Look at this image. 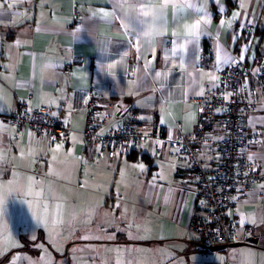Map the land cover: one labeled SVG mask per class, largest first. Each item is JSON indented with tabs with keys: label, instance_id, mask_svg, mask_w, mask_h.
<instances>
[{
	"label": "crops",
	"instance_id": "1",
	"mask_svg": "<svg viewBox=\"0 0 264 264\" xmlns=\"http://www.w3.org/2000/svg\"><path fill=\"white\" fill-rule=\"evenodd\" d=\"M191 2L206 3V10L211 15V23L208 25L207 34L201 36L196 45H188L187 51L178 54L174 62L179 65V55H183L185 67L200 80L203 88L206 85L212 86L213 83L217 86L221 71L233 64L217 65L218 44L236 60H241L242 49L247 45L242 60L247 61L254 68L264 64V0H251L247 13L236 20L231 28L217 26L222 19L231 18L232 13L239 9V0H219V2L191 0ZM221 6L223 12L219 11ZM101 9L111 11V0H44L43 6L41 0H31V3L20 4L14 9L15 12H26L31 19H23L22 16L11 14L0 17V20H3V23H0V97H2L0 122L7 126V130L0 131V147L9 154L8 161L0 165L3 169L0 173V183L9 185V182H12L10 186L0 189V200L4 198L7 206L14 204L15 195H19L17 197L20 199L19 201L16 199L15 204L20 201L22 207L34 204V197L28 194L26 187L21 186H26L28 176L45 178V174L53 164L52 153L48 149L61 143L63 149L57 153L56 169L65 173L66 181L79 182L80 188L83 182L86 183V188L94 186L96 191L101 193L99 197L96 196L97 199H102V201L97 200L100 205L103 201L108 203L110 200L122 198L116 193L120 181L116 182L114 179L111 183L108 179L106 181L105 177L111 175L112 178L118 177L121 180V173H128L129 177L122 182L131 184H128L129 190L140 192L137 200L142 201V205H134L131 207L132 210H127L128 222L124 221L122 224H126L128 228L132 222L131 225H138L146 230L143 234H69L70 236L59 241L63 244L61 250L66 251V256L71 255L69 252L72 250H76L95 252L92 254V259L96 264H117V260L122 264L129 262L131 264H222L225 254L227 256L232 254L237 256L236 264H244L240 258L243 247H231L229 251L221 249L206 252L191 235L190 224L196 214L194 180L185 170H182L178 179H174L176 170L181 166L171 156L168 146H165L161 152H155L151 147L145 146L134 158L118 155L113 161H109L105 158L98 159L96 146L85 141L82 134L85 127V112L82 109L74 110L75 95L88 92L92 88L95 89L102 113L98 130L101 135H106L110 130L126 124L132 113L138 116L143 126V133L158 132L173 138L179 133L192 132L199 118L197 100L201 96L192 95V89L188 88L186 82L188 78L185 75L182 79L184 74L181 72L173 70L166 80L149 78L143 82L146 86H140V78L144 74V62L137 59L136 49L128 44V39L134 44L135 37L122 39L116 35L118 24L108 26L98 19H91L92 12ZM167 11L169 23L163 47L170 49L172 45L167 41L172 38L175 21L172 19L173 9L169 8ZM182 15L191 22V10ZM37 22L41 29L39 31H37ZM93 24L97 26L95 32L92 31ZM77 29H80L78 33ZM73 33L79 38H74ZM234 35L236 39H233ZM100 40L113 42L102 51L98 43ZM144 47L147 49L146 44ZM124 52H128V55L124 57L123 62L118 63L115 69L107 70V65L119 61ZM171 63L170 61L167 67H171ZM49 64L54 67L46 68ZM69 64H72L70 76L64 74ZM193 64L196 65L195 68L192 67ZM5 65L8 67H4ZM165 68L164 51L158 45L152 72H162ZM133 72L136 75L133 76ZM208 73H213L218 80L210 81L207 75H201ZM130 81H137V86L131 87ZM196 87L198 88L199 85ZM259 89L260 106L249 119V124L252 128L258 127L264 130V123L259 122L264 120V103H262L264 86ZM186 90L187 96L184 95ZM20 101L26 102L30 107L51 108L52 116H62L66 124L72 127L73 133L66 141L39 140L30 137L26 128L21 129L17 134L9 118ZM190 116H194V120L188 119ZM161 120L166 122L162 124ZM178 124H180L179 128ZM29 148L38 152L34 163L19 159L21 149L27 152ZM69 152L71 156L66 155ZM12 157L17 159L13 161ZM254 157L264 164V159H261L264 157V143ZM202 160L207 169L213 167L212 160L206 152L202 154ZM142 163L149 166H145L148 170H145L147 179L145 178L146 182L137 183L134 182L137 180V173H134L136 168L131 166ZM152 169L158 173L166 169V173L170 175L169 183L150 181ZM145 172L143 171V177ZM55 177L48 176L46 179L53 182V187L57 191L58 183L54 181ZM154 183L157 187L153 186ZM260 184H264V178ZM170 189L171 198L166 200L165 196ZM247 200L249 195L240 202ZM109 204L113 206L112 209L104 213L116 215L119 211L115 212L114 207L118 201ZM238 208L246 216H254L258 222L241 225ZM262 217H264V194H258L252 203H237L233 211L238 240L258 239L256 245H242L259 258L250 264H264V223L259 222ZM112 222L109 224L111 232L116 230L115 224H118L114 223V218ZM49 235L0 234V240L6 237L9 242L0 252V264H12V252L15 251L18 252L19 257L31 253L30 261L26 260L30 264L52 263L53 260H42L39 252L41 247L42 252L46 250L54 252L55 255V246L52 247L53 245L46 241L47 238L52 240ZM84 236L89 238L83 239ZM15 260V264H26L24 259ZM69 263L73 264L72 260Z\"/></svg>",
	"mask_w": 264,
	"mask_h": 264
},
{
	"label": "built area",
	"instance_id": "2",
	"mask_svg": "<svg viewBox=\"0 0 264 264\" xmlns=\"http://www.w3.org/2000/svg\"><path fill=\"white\" fill-rule=\"evenodd\" d=\"M64 74H72V64L65 68ZM263 86L264 64L254 68L247 61L237 60L221 71L216 87L205 86V94L197 100L199 118L195 129L179 133L171 141L168 135L158 132L145 136L134 113L126 124L101 135L98 130L102 113L94 88L75 95L74 110L85 112L82 134L88 144L96 146L98 159L113 161L118 155L138 153L145 146L155 152L168 146L171 156L181 166L174 174L175 180L182 170L194 180L196 214L190 224L191 235L206 252L216 247L229 251L234 244L248 242L237 238L234 208L264 178L263 162L256 158L248 160L249 155L260 150L261 141H264V130L249 124L260 106L259 88ZM9 120L17 134L26 128L39 140L66 141L73 133L64 118L53 117L52 109L47 106L30 107L20 101ZM157 141L161 144L157 145ZM176 148L179 152L173 150ZM204 152L212 160L210 169L202 160Z\"/></svg>",
	"mask_w": 264,
	"mask_h": 264
},
{
	"label": "snow or ice",
	"instance_id": "3",
	"mask_svg": "<svg viewBox=\"0 0 264 264\" xmlns=\"http://www.w3.org/2000/svg\"><path fill=\"white\" fill-rule=\"evenodd\" d=\"M44 0H41V6H43ZM219 2V0H217ZM251 0H239V9L232 13L231 18L222 19L220 24L217 26L218 28H231L233 23L242 17V15L247 13L248 4ZM23 3H31V0H0V17L6 15H15L22 16L23 19H31V16L25 13L15 12L14 9L18 7V5ZM112 10L105 11L103 9L99 11L92 12L91 19H98L101 22H104L108 26H112L113 24H118L116 35L122 39H127L129 36L135 37V43L131 39H128V44L131 47H134L137 51V59L143 63V76L140 78V86H146L143 82L149 78L153 80H166L169 74L173 71H179L182 74V79L184 76H187V85L189 89H192V95L194 96H203L205 94L203 85L200 83L194 75L193 72L190 71L187 67H185L184 57L183 55H179L180 63L176 65L174 62V58L178 56V54H182L187 51L188 45H196L200 37L207 34L208 25L211 23V15L206 10V3L197 4L191 2V0H111ZM173 9V17L172 19L175 21L174 30L171 33V39L167 42L172 45L170 49H165L163 46L165 44V37L167 36V27H168V9ZM191 10L192 19L191 22H188V18L182 13ZM220 12H223L224 9L221 6L219 8ZM0 23H3V20H0ZM38 23L37 31L41 30ZM96 25L93 24L92 31L95 32ZM80 29H77V33ZM103 35V33H101ZM74 38H79L76 33H73ZM233 39H236L234 35ZM113 41L110 40H100L98 41L101 46L102 51L106 50L108 45ZM17 43H20L17 41ZM145 44L147 45V49H145ZM161 47V50L164 51V61L166 64V68L164 71H156L152 72L153 62L156 58V49L157 46ZM247 50V45H245L244 49H242V55L240 59H243V52ZM128 55V52H124L123 56L119 61L113 62L107 65V70L115 69L118 63H122L124 57ZM151 57V59H149ZM171 63V67H167L169 62ZM216 61L217 65H227L230 63H237V60L234 57H231L226 51L222 49V47L218 44L216 47ZM4 67H8L5 65ZM54 67L49 64L46 68ZM193 68L196 67L195 64L192 65ZM259 71V69H257ZM111 74H115L111 72ZM132 75H136L135 72ZM207 75L210 81L218 80V77L213 73L201 74ZM4 79H8L9 77H3ZM137 81H130L131 87L137 86ZM199 85L197 88L196 86ZM215 87L216 85L213 83L212 85ZM179 87V85H178ZM155 90V89H153ZM131 94V93H130ZM184 95H188V91L184 92ZM229 96L231 94H228ZM2 98V97H0ZM227 98V97H226ZM43 102V101H42ZM49 103H54V101H49ZM87 103V101H85ZM264 103V101H262ZM30 110V109H29ZM163 110V109H162ZM188 119L194 120V116H190ZM165 120H161V123H165ZM264 123V120L259 121ZM7 130V126L3 125V122H0V131ZM30 137L33 136L32 133H29ZM147 136V133H145ZM54 139V138H53ZM173 139L172 136H169V140ZM264 143V141H261ZM157 145H160L161 142L157 141ZM63 149V145L61 143L55 144L54 147H50L48 149L49 152L52 153V161L53 164L49 168V172L45 174V178L37 179L35 176H28L26 178L27 184L26 190L29 195L33 196L38 208L42 209V211L35 213L37 216L38 223L43 221L44 223H50L52 225V231L55 232V236H60V232L57 229L66 223V206L64 204V200L66 197L60 195L53 187V184L50 180H47L48 176H56L57 178H63L65 173L56 169L57 162V153L61 152ZM174 151L179 152V149H173ZM38 155V152L32 148H29L27 152L23 149L20 151V160H29L31 163L35 162V157ZM67 156H71V153H67ZM114 155H118V153H114ZM9 159L8 151L4 150L0 147V165L6 163ZM13 161L17 158L12 157ZM254 155H249L248 160L254 161ZM264 159V157H261ZM133 168H138L141 172L145 170V166L143 164L132 165ZM252 170H255L254 168ZM3 169L0 168V173H2ZM66 171V170H65ZM247 175V173H245ZM125 173H121L122 180L124 179ZM160 179H164V175L158 174ZM155 180V178H154ZM12 184L9 182V185H4L0 183V189L8 187ZM154 187H157L155 183ZM258 194H264V184H260L253 190V192L249 193V200L238 203L249 204L255 201V198ZM49 198L51 201L55 202L52 205V211H50ZM171 198V189L169 193L165 196V199ZM235 199V198H233ZM116 207H120L119 204ZM81 212L87 217L84 220V223H91V216L94 214V209L81 210ZM127 209H125V213ZM237 212H240V209H237ZM241 219L239 223L244 225L245 223L256 224L258 221L254 216H246L243 212H240ZM80 218L79 213H72L71 220L77 221ZM261 223H264V217L260 219ZM133 225L129 224V228ZM137 229L139 230V226L137 225ZM50 238L55 239L50 233ZM83 239H88V236L82 237ZM8 238H4L0 240V252L4 250L6 246H8ZM76 251V250H74ZM119 252L120 250H116ZM254 255V254H249ZM42 260L44 257L41 258ZM12 264H15V260H13ZM117 264H122L120 260H117ZM131 264V262H129Z\"/></svg>",
	"mask_w": 264,
	"mask_h": 264
},
{
	"label": "rangeland",
	"instance_id": "4",
	"mask_svg": "<svg viewBox=\"0 0 264 264\" xmlns=\"http://www.w3.org/2000/svg\"><path fill=\"white\" fill-rule=\"evenodd\" d=\"M143 164V163H142ZM144 166H148L143 164ZM149 167V166H148ZM149 169V168H148ZM147 170V168H145ZM144 170V172H145ZM152 174L150 181L156 182V183H165V181H170V175L166 173V169H162L161 172H157L154 169H152ZM148 171V170H147ZM147 171L145 172L144 177L143 172H141L138 168L134 169V173H137V181L138 182H146L145 178L147 177ZM163 174L164 179H160L158 177V174ZM140 175V176H139ZM113 177V176H112ZM111 175L106 176L105 180H109V182H114V179L116 182L120 183L117 185L116 193L119 196H122L120 199H114L113 201H109L108 203H104L100 205L97 200L102 201V199H97L100 192L96 191V188L94 186H89L86 188V183L83 182V186L79 187V182H75L74 180L66 181L65 176L63 178H54V181L58 184L57 186V192L66 197L64 200V204L66 206V223L62 226H60L57 231L60 232V236L56 237L55 232L52 231V225L50 223L46 224L43 221L39 222L37 221V216L35 213L42 211V209L38 208L36 205L35 200L33 201L34 204L31 206H20L21 201L18 202V204H15L17 201H19L20 198L15 195L16 199L13 202L14 204H8L6 206V203L4 202V198H2L0 201V234H50L55 237V239H46V241H49V244L55 246L54 250L55 255H53L54 252L44 251L40 250L41 247H39V252L41 253V258L44 257V261H47L49 259L50 261L53 260L52 263L45 262V264H71L69 263L70 260H72L73 264H96V262L92 259V254H95V252H78L72 250L69 252L71 255L66 256V251L61 250L63 247L62 242L59 243V241L63 240L64 238L70 236L69 234H143L146 232L144 227L139 226V230L137 229V225L132 226L131 229L126 228V224H122L128 222L127 212L125 213V209L132 210L134 205H142V201L137 200V196L140 194L139 191L136 190H129V185L124 184L122 182V179L120 180L118 177L112 178ZM128 173L125 174L124 179L128 178ZM41 178H44L41 176ZM40 178V179H41ZM133 178V176L131 177ZM155 178V180H154ZM147 179V178H146ZM168 179V180H167ZM175 179V178H174ZM52 182V181H51ZM66 182V183H65ZM70 183V184H69ZM169 183V182H168ZM53 184V182H52ZM68 184V185H66ZM72 185V186H70ZM124 185V186H123ZM137 185V184H135ZM85 187L86 189H83ZM6 194L4 193V197ZM97 196V197H96ZM115 201H118V204L120 207H114V211H119L116 215L111 213H104L108 212L112 209L113 206H110L109 203H115ZM138 201V202H137ZM55 202L51 201L49 198V204H50V211H52V205ZM138 203V204H137ZM94 209V214L91 216V223H84V220L87 218L81 210H88V209ZM110 209V210H109ZM72 213H79L80 218L77 221L71 220ZM104 213V214H103ZM112 218H114V223L116 225V230L111 232L109 229L111 228V222ZM113 223V222H112ZM132 224V222H131ZM50 236V235H49ZM10 237V235L8 236ZM46 243V242H45ZM47 247V244H45ZM243 247V248H242ZM237 248H242V253L240 255V258L244 262V264H250L251 262L256 261L259 259L256 255H249L251 252L248 249H245L244 246H239ZM82 253V254H81ZM18 252H12L13 260L15 259H24L29 260L32 258L31 253H26V256H17ZM253 254V253H251ZM230 260V263H229ZM237 256L230 254V256H227L225 254L224 260L222 264H236ZM16 261V260H15ZM26 264H30L28 261H26Z\"/></svg>",
	"mask_w": 264,
	"mask_h": 264
},
{
	"label": "water",
	"instance_id": "5",
	"mask_svg": "<svg viewBox=\"0 0 264 264\" xmlns=\"http://www.w3.org/2000/svg\"><path fill=\"white\" fill-rule=\"evenodd\" d=\"M257 243H258V239L250 238L247 243H237V244L232 245V247H239L242 245H256ZM221 249H224V248L216 247V248H213L212 251L221 250Z\"/></svg>",
	"mask_w": 264,
	"mask_h": 264
},
{
	"label": "trees",
	"instance_id": "6",
	"mask_svg": "<svg viewBox=\"0 0 264 264\" xmlns=\"http://www.w3.org/2000/svg\"><path fill=\"white\" fill-rule=\"evenodd\" d=\"M137 153H132V154H129L128 156L131 157V158H134L136 156ZM195 239V238H194Z\"/></svg>",
	"mask_w": 264,
	"mask_h": 264
}]
</instances>
